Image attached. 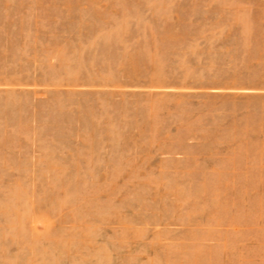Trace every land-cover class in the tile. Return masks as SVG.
Returning <instances> with one entry per match:
<instances>
[{"label":"rangeland","instance_id":"374dc122","mask_svg":"<svg viewBox=\"0 0 264 264\" xmlns=\"http://www.w3.org/2000/svg\"><path fill=\"white\" fill-rule=\"evenodd\" d=\"M0 264H264V0H0Z\"/></svg>","mask_w":264,"mask_h":264}]
</instances>
